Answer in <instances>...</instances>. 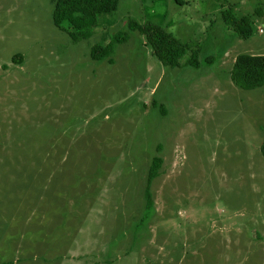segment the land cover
Instances as JSON below:
<instances>
[{"label":"rangeland","instance_id":"1","mask_svg":"<svg viewBox=\"0 0 264 264\" xmlns=\"http://www.w3.org/2000/svg\"><path fill=\"white\" fill-rule=\"evenodd\" d=\"M180 1L119 0L73 41L52 0H0V264H264V86L231 79L264 55V0ZM131 20L199 67L164 66ZM105 31L128 33L113 63L90 54Z\"/></svg>","mask_w":264,"mask_h":264},{"label":"trees","instance_id":"2","mask_svg":"<svg viewBox=\"0 0 264 264\" xmlns=\"http://www.w3.org/2000/svg\"><path fill=\"white\" fill-rule=\"evenodd\" d=\"M53 24L64 31L73 41L89 39L97 27L107 26L111 22L104 21L103 16L115 13L118 8L119 0H52ZM182 4V1L176 0ZM128 29L138 31L142 34L152 48L153 54L164 66L176 68L184 65L199 67L200 61L195 52H192L185 62L183 58L187 55L189 48L170 32L159 25L146 21L138 23L129 21ZM235 31L239 37L247 39L252 35L253 29L249 17H243L235 24ZM128 40V33L119 31L112 35L103 33L101 42L91 47V57L93 60L113 63V54L117 45L125 43ZM21 55H15L20 58ZM232 81L241 89L251 90L264 86V55H253L248 53L239 54L233 64L231 72ZM261 153L264 156V142L261 145ZM163 159L160 156L152 158L148 175L147 184L144 191V213L140 224L146 221L154 209L153 194L151 185L153 180L159 176Z\"/></svg>","mask_w":264,"mask_h":264}]
</instances>
